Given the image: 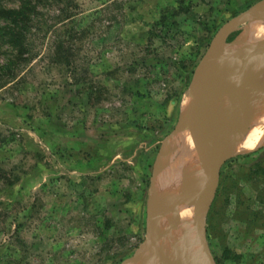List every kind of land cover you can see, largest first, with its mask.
Here are the masks:
<instances>
[{"label": "rangeland", "instance_id": "rangeland-1", "mask_svg": "<svg viewBox=\"0 0 264 264\" xmlns=\"http://www.w3.org/2000/svg\"><path fill=\"white\" fill-rule=\"evenodd\" d=\"M262 2L42 0L23 53L0 32V264H126L145 249H151L145 263L158 264L161 241L144 246L148 209L159 204L153 200L159 170L162 202L170 192L163 186L168 141L192 132L180 126L195 72L214 45L217 56L203 68L201 87L206 114L220 119L228 85L242 79H212L224 55L253 45L249 34L264 18L215 39ZM7 26L0 16V28ZM256 78L258 84L264 75ZM249 84L227 115L235 128L262 97L247 96ZM179 158L170 164L178 165L177 194L188 184ZM262 168L264 144L222 166L206 222L214 264H264Z\"/></svg>", "mask_w": 264, "mask_h": 264}, {"label": "water", "instance_id": "water-1", "mask_svg": "<svg viewBox=\"0 0 264 264\" xmlns=\"http://www.w3.org/2000/svg\"><path fill=\"white\" fill-rule=\"evenodd\" d=\"M263 18L264 2L258 4L247 13H244L233 22L227 24L219 32L215 42H217L222 34L236 30L243 23L247 21H258ZM215 56H217V50L213 45L209 52H207L204 56L195 72L194 80L191 86V108L188 110L180 126V129L186 127L191 129L196 145L202 144V146L207 147V150L205 151L206 153L204 154L207 157L206 161L201 162L194 179L187 186L188 188H185L186 190L184 192V202L189 201V203H191V215L195 221L192 228H190L188 233L185 234L183 240L177 245V247L172 249L170 255L162 257L160 262L161 264H170L173 260L177 261V259L181 258V255L183 254L188 255L187 260L190 264H192L193 261L191 260L192 258L189 256L188 252L191 250L193 243L200 234L204 237V241L210 253V262L211 264H214L206 238L207 215L219 185L221 168L227 159L232 156L228 153L226 148V142L231 136V123L229 117L224 116L222 120L223 123L220 126L213 127L210 132H205L202 129L206 115L205 97H207L205 95L206 87H201L202 72L207 62ZM224 56L225 57L223 58L227 60L219 67L217 73L212 79V82L217 80L219 76L220 78L218 79V84H221L226 80H228L227 84H230V79L232 81L235 79H242V82L236 85V92H238L240 88H243L249 84L251 80H253L252 78L256 72L258 64L264 57V40L253 45L240 46L232 53H229V55ZM229 95L232 99L234 97V92L229 90ZM222 112H224V109ZM216 128L221 129V132L215 130ZM157 208L159 207L156 206L153 208V204H150L149 206V237L144 246L150 244L152 247V245H155L157 241L159 242V234L155 231L153 223V214H155V210H157ZM177 226L178 225L176 223H172L169 225V230L175 229ZM150 252L151 249L140 251L126 264H130L132 262H136L137 264H146L145 260Z\"/></svg>", "mask_w": 264, "mask_h": 264}, {"label": "bare ground", "instance_id": "bare-ground-1", "mask_svg": "<svg viewBox=\"0 0 264 264\" xmlns=\"http://www.w3.org/2000/svg\"><path fill=\"white\" fill-rule=\"evenodd\" d=\"M261 34H263V36H261ZM263 40H264V25L261 24L253 28L251 36L249 34L248 44L258 43ZM260 75H264V57L262 58L261 62L258 64L256 72L253 76V80L251 84L248 85L250 91H248L246 94L247 96H257V95L259 96L260 95L262 96L260 97L261 100L256 104V106L252 108L250 107L251 109L248 107L249 109L245 111L247 112L246 116L242 120L240 119L239 121H237L236 128L234 127L235 122L231 120L230 122L231 123V136L226 142V148L230 155H237V154H244L247 152H251L253 150H256L257 148H259L260 146L264 144V129L262 128L264 125V97H263L264 96V78H260L259 79L260 82L258 81L259 82L258 84L256 82L257 81L256 77ZM255 79L256 81H254ZM236 85H237L236 83H233L232 85L230 84V86L228 85L229 90L234 92L235 98L233 97L234 99L233 98L231 99L230 95H228L226 98H224L225 100L223 99L224 103H222L221 105L220 119H217L215 117V115L213 114L214 113L213 111L205 115V121L202 125L203 131L210 132L213 129V127L220 126L223 123L222 120L224 116H227V115L230 116L229 110L232 108L231 105L235 102L236 98H238V92H236ZM253 89H255V92L252 93ZM220 102H223V101H220ZM185 106H187V109L183 112L182 114L183 116L186 114L189 108V102ZM223 109H224V112H222ZM252 113L255 115V117H253ZM240 123H242L241 127H243L244 129L242 132L238 133ZM215 130H218V132H221V129L216 128ZM191 135H192V132L190 133L188 130L182 131L178 133L177 135H175L168 143L167 153L165 155V159L163 160L165 161L167 158L166 166L165 168L163 167L164 168L163 177L165 178L164 179L165 183L163 182L164 183L163 186L165 190H168L170 192H168V194L164 196L163 202H162V198L159 197V189L162 186V185L160 186L161 170H159V175L156 177V181L154 184L153 200L159 203L157 204L159 209L153 216V222H154L155 231L159 234V241H161V243L159 242L160 243L159 255L161 254L162 257L163 256L167 257L170 255L169 253L167 254L168 250L171 248L172 245L174 246V243H177V242L180 243L183 240V237L185 236L186 233H188V230L192 228L194 221H195L191 215V207H190L191 203H189V201L184 202V192L188 188L187 186L194 179L197 171L199 170L201 162L206 161L207 157L204 154L206 153L205 151L207 150V147L202 146V144H198L199 152L196 155L197 165L195 166L196 163H195V159L193 155L194 153L196 154L197 145L193 141V137ZM180 136H182V139H181L182 147L178 150V146H177L175 153H173L172 155H169L171 154L170 152L173 148L174 143ZM176 153L178 154V158L180 157L179 158L180 163H182L181 167H179L181 168L180 173H182V177H183L182 178L183 180L181 181H183L182 183L188 181V184L184 183L182 189L178 192V194H177V190L180 185L179 184L180 174L177 171V167H176L177 164H175V161L172 165H170L172 163V160L176 156ZM187 160L191 162V171L189 169L190 164L188 163ZM192 173L193 175H191ZM189 177H190V180H189ZM161 190L163 191V189ZM160 193H161L160 196H163V193L161 191ZM170 206H171L170 210L165 211V209L169 208ZM170 217H171V221H170ZM162 219H165V221H162ZM170 222L176 223L178 225L177 228L171 229L170 231L169 230ZM162 234H165V235L160 237ZM159 251H156V252H159ZM191 251H192V254L190 253L189 256L192 258L191 259L193 261L192 264H209L210 256L208 254L209 252H208V249H207V246H206V243L204 241V237L202 236V234H200L198 238L195 240V242L193 243V249ZM160 262L158 264H161ZM177 264H190V263L187 259H185L184 261H180V258H179L177 259Z\"/></svg>", "mask_w": 264, "mask_h": 264}, {"label": "trees", "instance_id": "trees-1", "mask_svg": "<svg viewBox=\"0 0 264 264\" xmlns=\"http://www.w3.org/2000/svg\"><path fill=\"white\" fill-rule=\"evenodd\" d=\"M42 0H17L18 8H7V1L0 0V16L8 20V26L0 28L3 37H7V43L11 50L23 53L28 40L27 31L32 20L31 14L36 10ZM260 171L264 172V168Z\"/></svg>", "mask_w": 264, "mask_h": 264}]
</instances>
